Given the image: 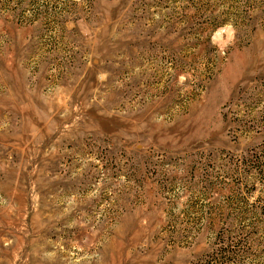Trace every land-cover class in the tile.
<instances>
[{"label":"rangeland","instance_id":"rangeland-1","mask_svg":"<svg viewBox=\"0 0 264 264\" xmlns=\"http://www.w3.org/2000/svg\"><path fill=\"white\" fill-rule=\"evenodd\" d=\"M0 264H264V0H0Z\"/></svg>","mask_w":264,"mask_h":264}]
</instances>
